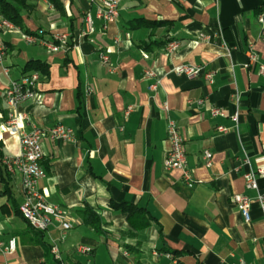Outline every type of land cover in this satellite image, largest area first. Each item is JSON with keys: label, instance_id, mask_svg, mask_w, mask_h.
Returning <instances> with one entry per match:
<instances>
[{"label": "crops", "instance_id": "1", "mask_svg": "<svg viewBox=\"0 0 264 264\" xmlns=\"http://www.w3.org/2000/svg\"><path fill=\"white\" fill-rule=\"evenodd\" d=\"M9 1L20 26L2 37L0 264H172L166 256L174 264H264V210L255 201L264 195V178H257V191L246 190L243 178L264 168V25L258 21L264 2L120 0L117 20L103 29L99 6L85 0H46L49 6ZM24 34L46 42L66 35L67 44L52 53L25 42ZM171 41L179 47L169 55L164 48ZM249 54L255 63L249 64ZM29 62L44 65L46 75L35 88L38 101L14 111L25 116L21 131L62 125L74 135L73 142H41L45 176L38 190L70 225L63 241L58 224L39 233L20 216V177L2 164L20 153L19 135L4 130V92L29 74ZM180 65L201 72L178 76ZM212 107L225 117L212 118ZM167 120L183 138L192 187L180 171L163 167ZM234 195L252 200L249 223L232 203ZM128 208L138 217L134 225ZM89 212L98 218L94 225L83 219ZM11 239L15 250L8 253ZM53 243L60 261L51 253ZM78 247L91 251L80 254Z\"/></svg>", "mask_w": 264, "mask_h": 264}, {"label": "built area", "instance_id": "2", "mask_svg": "<svg viewBox=\"0 0 264 264\" xmlns=\"http://www.w3.org/2000/svg\"><path fill=\"white\" fill-rule=\"evenodd\" d=\"M37 2H45L46 0H35ZM89 3H94L99 6L97 18L103 22V29H106L108 25L113 24L119 14L120 0H85ZM264 2V0H262ZM258 21L264 25V7L258 16ZM85 34L93 33V23L89 15L84 18ZM15 31V26L5 19L0 13V69L3 74H7V70L3 67L7 48L3 42V35ZM202 38V36H200ZM22 39L27 43H40L49 52L56 53L62 48L66 47L67 36L59 35L55 36L51 42L40 40L35 35L24 34ZM178 42L171 41L166 44L164 51L166 54H173L178 49ZM249 64L255 63L256 56L249 54ZM99 59L102 63H107V56L100 54ZM201 72L200 68L190 65H180L174 68V73L178 76H184L187 78L197 77ZM260 73L264 74V67H260ZM204 78L208 81L211 80V76L208 73L203 74ZM146 77H153L151 71L146 72ZM40 80V75L37 72H30L28 75L22 77L19 81L12 82L4 92V101L8 109L7 121L4 124V130L12 135H19L20 153L14 157H6L3 159L2 164L6 172L9 174H18L21 181V191L23 195V201L18 207L20 216L28 223L29 227L39 233H45L49 225L53 222L60 227V240L63 241L66 232L70 229V225L67 222L63 211L55 205L49 204L45 196L38 190V182L44 178V172L40 166L43 159L42 140L48 138L54 142L68 143L74 141V135L71 129L62 125L55 126L51 129L44 130L32 125L30 131L23 132L22 122L25 120V116L15 114V109L27 102L38 101L39 95L35 91L36 85ZM201 101L198 102L201 105ZM131 111L128 108L126 114ZM210 116L212 118H223L225 114L218 108H210ZM237 116H233L232 120L236 121ZM167 143L168 150L166 152L163 167L166 171L178 170L181 172L183 183L192 187L193 180L187 170L186 158L184 153L183 138L180 135L177 126L174 121L167 120ZM217 132H225L222 127H217ZM203 160L205 167L211 165V155L208 152L203 154ZM245 189L257 191V178H264V168H259L255 173H248L244 175ZM255 201L260 205V208L264 210V195L257 194ZM232 203L235 205L237 211L241 215L245 223L250 222V208L252 200L243 195H234L232 197ZM15 250V240H9L6 251L12 253ZM90 249L86 247H78L77 253L88 254ZM51 253L54 258L60 261L59 250L56 244H52ZM172 262L175 260L170 256H166ZM231 264H246L242 260H238Z\"/></svg>", "mask_w": 264, "mask_h": 264}, {"label": "trees", "instance_id": "3", "mask_svg": "<svg viewBox=\"0 0 264 264\" xmlns=\"http://www.w3.org/2000/svg\"><path fill=\"white\" fill-rule=\"evenodd\" d=\"M49 3H54L53 0H48ZM0 13L1 15L10 21L13 25L19 27L20 26V19H19V12L18 9L9 1V0H0ZM25 69L30 73V72H37L40 76L46 75L45 71V66L40 65L37 62H29ZM136 214L134 213L131 208L127 209V219L129 223L133 224L135 223L136 219ZM83 219L90 223L91 225H94L95 222L98 221L97 216L93 212H89L88 214L84 213ZM138 220V219H137Z\"/></svg>", "mask_w": 264, "mask_h": 264}]
</instances>
